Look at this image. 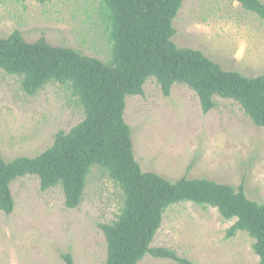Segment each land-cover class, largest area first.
Instances as JSON below:
<instances>
[{"label":"rangeland","instance_id":"374dc122","mask_svg":"<svg viewBox=\"0 0 264 264\" xmlns=\"http://www.w3.org/2000/svg\"><path fill=\"white\" fill-rule=\"evenodd\" d=\"M264 4V0H260ZM100 0H0V39L19 31L27 42L44 38L55 47L107 60L110 46ZM179 48L200 50L226 71L246 77L264 74V20L230 0H183L173 21ZM142 96L126 98L125 121L134 156L144 172L175 182L207 179L239 189L264 203V129L234 101L215 97L207 114L187 85L170 96L150 78ZM84 119L67 85L48 83L35 96L22 78L0 71V153L5 161L36 157ZM15 209L0 213V264H104L107 242L100 225L116 221L123 193L97 166L81 205L65 206L61 187L41 190L34 175L11 184ZM217 209L180 202L167 209L151 248L174 251L185 264H259L254 239L239 232ZM140 264H180L146 255Z\"/></svg>","mask_w":264,"mask_h":264},{"label":"trees","instance_id":"16d2710c","mask_svg":"<svg viewBox=\"0 0 264 264\" xmlns=\"http://www.w3.org/2000/svg\"><path fill=\"white\" fill-rule=\"evenodd\" d=\"M264 20L260 0H230ZM101 19L110 46L105 61L42 38L27 42L19 31L0 39V71L22 78V88L35 96L48 83L67 85L79 100L84 119L36 157L5 161L0 153V213L11 215L15 200L11 184L34 175L42 191L61 187L65 206L78 208L92 168L97 166L123 193V207L116 221L100 225L107 242L104 264H140L156 258L186 262L174 251L151 248L168 208L191 202L212 207L228 221L232 238L239 232L254 239L253 250L264 264V203L250 200L244 186L236 189L207 179L171 182L144 172L134 156L132 130L125 121L126 98L142 96L150 78L164 96L175 83L197 94L204 114L212 111L215 97L239 104L259 128L264 129V74L246 77L226 71L200 50L179 48L173 21L183 0H100ZM67 264H74L71 255Z\"/></svg>","mask_w":264,"mask_h":264}]
</instances>
